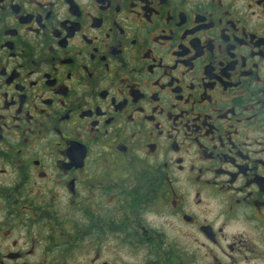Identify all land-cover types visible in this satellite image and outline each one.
<instances>
[{
    "label": "flooded vegetation",
    "instance_id": "1",
    "mask_svg": "<svg viewBox=\"0 0 264 264\" xmlns=\"http://www.w3.org/2000/svg\"><path fill=\"white\" fill-rule=\"evenodd\" d=\"M79 252L264 264V0H0V264Z\"/></svg>",
    "mask_w": 264,
    "mask_h": 264
},
{
    "label": "rangeland",
    "instance_id": "2",
    "mask_svg": "<svg viewBox=\"0 0 264 264\" xmlns=\"http://www.w3.org/2000/svg\"><path fill=\"white\" fill-rule=\"evenodd\" d=\"M168 231L170 232L171 229H169V227H167ZM172 237L174 235H178L180 236V234L178 233H175L172 231L171 233ZM177 241L180 242V244H184V239L183 238H179ZM177 244V243H176ZM111 253H107L106 254V259L107 260H110L111 258L108 256L110 255ZM90 256H92L90 254ZM89 256V253H86L83 254V253H77L76 255H74L73 258H70V261L69 263L70 264H94V260H92ZM121 257L123 258V261L127 260L129 261L130 263H133V264H140L142 261H143V257L141 255H134V254H129L128 252H123L121 254Z\"/></svg>",
    "mask_w": 264,
    "mask_h": 264
}]
</instances>
